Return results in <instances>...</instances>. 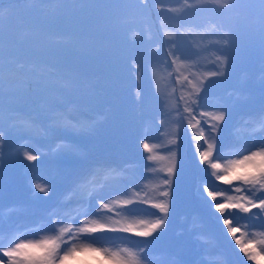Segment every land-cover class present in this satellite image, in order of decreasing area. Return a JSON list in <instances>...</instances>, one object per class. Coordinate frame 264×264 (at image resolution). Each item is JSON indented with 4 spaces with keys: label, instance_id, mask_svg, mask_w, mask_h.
<instances>
[{
    "label": "rangeland",
    "instance_id": "1",
    "mask_svg": "<svg viewBox=\"0 0 264 264\" xmlns=\"http://www.w3.org/2000/svg\"><path fill=\"white\" fill-rule=\"evenodd\" d=\"M263 70L264 0L0 2V101L6 120L11 111L20 116L6 123L0 145V245L60 237L63 258L57 264H128L112 257L124 248L137 250L134 233L125 232L137 228L136 221L157 218L150 207H139L156 202L158 183L143 168L149 153L137 149L139 132L148 137L154 155H167L159 145L169 146L176 136L178 160L193 163L200 173L193 188L190 173L181 167L166 230L156 235L141 264H158L154 256L163 253L174 256L169 264H264V253L248 259L249 252L264 249L257 243L264 240V219L252 215L259 208L234 219L219 213L202 188L213 190L204 180L210 164L198 163L199 151L206 150L201 144L212 143L211 162L221 164L209 175L213 180L229 161L242 158L236 152L264 142V128L251 130L264 122ZM220 111L226 120L216 139L198 140L192 125H211L205 112ZM55 126L67 130L53 132ZM220 149L223 158L217 160ZM28 154L37 161H27ZM135 161L125 177H109L90 198L87 188L80 190L81 198L70 191L92 173L98 177L102 168L117 170ZM101 189L105 199L93 200ZM194 189L200 190L196 200ZM216 191L225 203L239 195ZM61 199L75 214L62 215ZM127 201L134 205L130 211ZM93 209L97 214L86 215ZM49 217L56 232L41 231L49 227ZM252 218L254 230L248 233ZM64 245L75 251L64 255Z\"/></svg>",
    "mask_w": 264,
    "mask_h": 264
},
{
    "label": "snow or ice",
    "instance_id": "2",
    "mask_svg": "<svg viewBox=\"0 0 264 264\" xmlns=\"http://www.w3.org/2000/svg\"><path fill=\"white\" fill-rule=\"evenodd\" d=\"M56 109L53 108L52 111ZM206 116H209L213 121L211 125L203 124L201 121L194 123L192 125L193 129H196L197 139L198 140H215L216 137L214 133L219 129L220 123L226 120L224 111L216 112H205ZM29 118L35 119L34 113H28ZM20 116L15 114L14 111H11L7 116V120L4 113L3 103L0 101V145L3 144V133L5 132L6 123L11 124L12 121L19 119ZM49 120H54L55 117L49 116ZM204 129H208L207 133ZM60 126H55L52 128L53 132L66 131ZM168 141L169 146L159 145L160 150L167 153V155H154L153 148L150 147L147 136L137 133V149H146L148 150L149 155L146 157L149 161L160 162L162 167H156V164H143V168L150 170L151 173L155 174V179L158 181L155 192L156 196L154 197L155 203L147 205L145 202L142 206H148L152 210V215L157 217L152 221L139 220L134 224L138 227L132 231L125 232L128 234H133V239H136L134 247L136 251H132L129 248H124L122 252H116L112 254V257H117L121 260L128 262V264H141L140 258L143 260H148L149 253L152 251L151 245L156 235L164 230H166V224L170 219V211L172 207V198L174 196V182L179 177L182 167V160H178L177 149L179 148L178 140L176 136ZM145 141L141 145V141ZM201 147H206V150L199 151L198 163L202 165H209L210 170L209 175H213L215 170L221 169L220 163H212L213 159V144L208 143L206 146L201 144ZM253 148H258L259 150H253ZM223 149H220L216 152L215 159H221L220 152ZM247 152L248 154H245ZM235 155L242 157L241 159L231 160L228 165L223 167V175H215L214 183L219 181L227 182L230 186L225 191L236 192L239 195L231 197L229 202L225 203L222 199H218L219 193L216 190H209L207 186H202L203 191L206 192V198H211L208 202L214 204V207L219 210V213H226L228 217L234 219V214L239 213H251L252 209L259 208L261 209L260 213H253V217H260L264 219V142L260 144H254L250 147L245 148L244 151L236 152ZM27 161H37V155L28 154L26 156ZM243 169L240 174H237L239 170ZM208 170V169H206ZM231 174V175H230ZM233 181L239 183L240 187H231ZM134 187H139L137 184H133ZM44 188L40 189V192H46ZM104 189H101L97 192L96 196L93 197V200H103ZM139 195V193H137ZM152 199V198H150ZM126 204L129 206L127 210L130 211L131 207L134 206L132 201H127ZM96 208L100 207L99 204L95 205ZM109 207L108 203L103 204V208L107 209ZM97 214L95 210L86 213V215H95ZM43 218V217H42ZM3 222V206L0 205V223ZM79 220L74 221V223H79ZM49 227L42 228L41 231H51L56 232V226L51 224V218H48ZM224 223H229L227 219L224 220ZM264 227V225H261ZM139 229V230H138ZM64 229H61V232H64ZM90 232L89 229H87ZM236 231V229H233ZM138 238V239H137ZM60 237H49L43 240L30 241L24 240L23 242H14L8 248H4L0 245V261H6L7 264H36L40 261H51L52 264H57V261L62 259L61 256V243ZM45 242H49L52 247L41 248L39 245ZM258 244L264 245V240L258 241ZM144 245L149 247L144 248ZM29 248L33 249H44V253L40 254L37 251H26ZM64 248L67 251L64 252V255H70L75 249L69 248L68 245H64ZM245 251H248L245 249ZM264 253V249L261 252H249L248 259L251 261H256L257 256H260Z\"/></svg>",
    "mask_w": 264,
    "mask_h": 264
}]
</instances>
